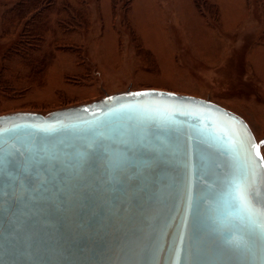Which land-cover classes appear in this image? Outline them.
<instances>
[{"label":"rangeland","instance_id":"obj_1","mask_svg":"<svg viewBox=\"0 0 264 264\" xmlns=\"http://www.w3.org/2000/svg\"><path fill=\"white\" fill-rule=\"evenodd\" d=\"M146 89L217 103L263 140L264 0H0V116Z\"/></svg>","mask_w":264,"mask_h":264},{"label":"snow or ice","instance_id":"obj_2","mask_svg":"<svg viewBox=\"0 0 264 264\" xmlns=\"http://www.w3.org/2000/svg\"><path fill=\"white\" fill-rule=\"evenodd\" d=\"M16 127L0 129L10 133L7 139L0 137V200L8 192L0 212L6 215L13 235L25 230L31 233L37 223L40 229L56 228L55 221L39 218L41 205L57 212L80 206L93 217L104 207L101 227H107L104 221L116 214V205H121V211L128 205L129 191L137 217L144 222L163 184L169 191L164 204L180 212L186 232L173 249L174 264H181V246L185 264H225L222 257L226 253L242 257L244 264H264V209L253 202L240 148L222 150L220 159L210 166L207 154L186 133L163 128L154 120L138 123L134 117L91 124L55 147H46L34 136L24 144ZM252 148L264 161L260 144ZM192 177L196 178L194 188ZM225 189L231 202L235 201L234 190L240 192L246 211L240 224L221 233L213 224L211 205L216 203L217 212L223 214L218 198ZM114 198L119 201L115 205ZM84 227L76 224L74 231ZM33 243L37 248L43 244Z\"/></svg>","mask_w":264,"mask_h":264},{"label":"water","instance_id":"obj_3","mask_svg":"<svg viewBox=\"0 0 264 264\" xmlns=\"http://www.w3.org/2000/svg\"><path fill=\"white\" fill-rule=\"evenodd\" d=\"M137 92L147 94L134 95ZM129 117L138 123L154 120L163 128L186 133L207 154L210 166L220 159L218 153L222 150L240 148L239 159L246 168L253 202L264 209V161L252 148L253 144H260L263 155L264 139L257 140L241 116L206 99L153 89L125 91L46 114L7 113L0 116V129L19 126L15 133L24 144L34 136L46 147L49 144L55 147L57 142L91 124ZM9 136L8 131H0V137ZM192 180L194 188L196 178ZM168 196V188L162 184L157 204L141 222L129 191L128 205L124 211L120 210V204L116 205V214L104 221L107 227H101V218L106 214L104 207L93 217L80 206L57 212L50 205H41L39 218L55 221L56 228L40 229L37 223L31 233L25 230L13 235L6 215L0 212V264H174L173 249L186 232L181 227L180 212L165 206ZM7 198L6 189L0 203H6ZM118 202L114 198V205ZM76 224L85 227L74 231ZM33 241L43 244L37 248ZM185 255L181 246V264H185ZM222 259L225 264H244V259L234 254L226 253Z\"/></svg>","mask_w":264,"mask_h":264},{"label":"clouds","instance_id":"obj_4","mask_svg":"<svg viewBox=\"0 0 264 264\" xmlns=\"http://www.w3.org/2000/svg\"><path fill=\"white\" fill-rule=\"evenodd\" d=\"M235 201H232V197L229 195V190L225 189L223 193L220 194L218 202L221 206L220 214L217 212V204L213 203L211 205L213 209L212 221L216 229L219 232L229 230L233 224H240L242 222L241 216L246 211L244 208V201L240 198V192L234 190Z\"/></svg>","mask_w":264,"mask_h":264}]
</instances>
